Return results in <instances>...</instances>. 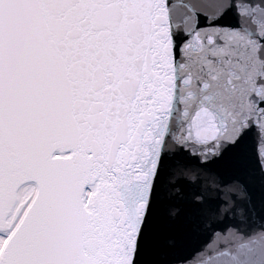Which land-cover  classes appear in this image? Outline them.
Here are the masks:
<instances>
[{"label": "snow or ice", "instance_id": "obj_1", "mask_svg": "<svg viewBox=\"0 0 264 264\" xmlns=\"http://www.w3.org/2000/svg\"><path fill=\"white\" fill-rule=\"evenodd\" d=\"M193 262L264 264V0H0V264Z\"/></svg>", "mask_w": 264, "mask_h": 264}, {"label": "water", "instance_id": "obj_2", "mask_svg": "<svg viewBox=\"0 0 264 264\" xmlns=\"http://www.w3.org/2000/svg\"><path fill=\"white\" fill-rule=\"evenodd\" d=\"M223 179L226 180V177ZM216 188H217V178L213 175L202 173L199 183L195 184L193 187H190L186 192V196L188 200H190L192 194L199 193L204 198V202L201 205H194L188 203L186 204V207L193 210L200 209L204 211L207 215L210 216L213 215L215 213L216 207L222 202V199L225 198L223 193L218 192ZM168 203L170 202L165 203L164 205L165 208L168 206ZM221 226L222 225H216V227H221ZM171 235L174 234H170V236ZM174 238H178V236H174ZM204 239H205L204 236L194 238L188 247L187 250L188 254L194 255L197 248L200 246V244L203 242Z\"/></svg>", "mask_w": 264, "mask_h": 264}]
</instances>
